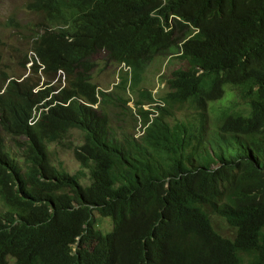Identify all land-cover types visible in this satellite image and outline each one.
I'll list each match as a JSON object with an SVG mask.
<instances>
[{
    "label": "trees",
    "instance_id": "16d2710c",
    "mask_svg": "<svg viewBox=\"0 0 264 264\" xmlns=\"http://www.w3.org/2000/svg\"><path fill=\"white\" fill-rule=\"evenodd\" d=\"M161 4L32 0L34 9L67 26L56 24L62 29L46 32L36 46L46 73L62 69L73 76L47 103L74 95L95 101L94 88L81 70L100 49L136 73L153 56L175 47L189 27L176 23L177 32L164 33L155 16L167 25L173 15L200 29L182 45V52L189 72L200 68L204 74L171 80L173 91L166 101H190L204 114V124L209 104L220 102L215 136L204 142L185 137L187 130L181 126L170 140L162 124L155 122L146 132L150 149L133 145L122 151L106 144L104 122L76 99L67 105L56 103L32 128L25 119L49 90L31 94L28 87L11 82L0 94V128L28 139L22 171L0 138V264H264V129H246L247 120L226 117L222 111L234 94L253 93L251 114L264 110V0ZM72 126L84 132V144L74 156L92 179L87 188L48 163L42 142ZM230 146L234 152L226 157ZM185 149H192L186 158ZM245 150L253 158L245 152V162L236 164ZM215 159L222 166L211 170ZM69 197L83 204L70 210L64 201ZM95 214L113 219L112 232L94 229ZM215 215L233 226L234 238H224L214 229ZM142 248L145 257L134 259Z\"/></svg>",
    "mask_w": 264,
    "mask_h": 264
},
{
    "label": "clouds",
    "instance_id": "9594fccd",
    "mask_svg": "<svg viewBox=\"0 0 264 264\" xmlns=\"http://www.w3.org/2000/svg\"><path fill=\"white\" fill-rule=\"evenodd\" d=\"M161 2H162L161 6L164 5V0H161ZM27 8L29 11L43 15V25H41L39 28H37V31H35V33L33 34L32 43H31V56L29 57L30 60L29 61L27 60L25 62V64L29 62L27 64V66H28L27 68L31 67L30 70L33 73H35L39 69L41 71V73L45 76L46 80L44 83H42V85L40 87H37L38 83H34L33 86H24L25 85L24 80L17 82L14 78L7 76L5 78L6 82L3 84V86L0 87V94L4 93L5 89L7 88V86L11 82H14L15 84H17L18 88L28 87L31 94H38L39 91H44L46 89L49 90L48 93H46L43 97H41L37 101H35V103L31 106L29 115H27V117L25 119V123L27 126L35 128L36 125L38 124V122L42 119V115L46 114L48 112V109L50 107L54 106L56 103L67 105L70 100L76 99L80 103L91 107L95 111L97 120H99V122H104L105 135L103 137L105 138L106 144L109 147H116L117 149H120L122 151H127L128 146H133V145H137V146H141V147H145L147 149H150V147L146 141V132L149 128H151L153 126V124L155 122L162 124V126L165 129L164 131L168 134L170 140L172 139V137L174 135L177 134L178 129L181 126H184L187 130V134L184 135L185 137L195 136L198 139L201 138L204 142V141H207L210 138H213L215 136V130H216V128L218 129L219 123H220L219 121L221 119V114H220V110H219L220 102H211L209 104L208 111H211V113H219V115L216 118H212L211 120H208L207 119V113L208 112H207L206 113V120L208 123L204 124L201 121L202 118H205L204 114L201 111L196 110L194 105L190 101H186L184 103H178V104H172V103H169L168 101H166L167 94H169L171 91H173V90H171V88H169V82L171 80H173V79L176 80L182 74H186V75H192L193 74L195 76V78H199L204 74V71L201 70L200 68H197L196 72H189L191 70V66H190L189 62H187V60L183 58V52H182V45L184 43L192 40L196 35H198V33L200 34L199 28L198 29L193 28V27L189 26L187 23H183L178 17H175L173 15L168 17L167 25H165V23L160 18V16L155 15L156 17H158L160 19L164 33L168 32V31L177 32L179 30V28L175 27L176 23L187 25L189 27L190 32L188 34H186V36H183L181 42L176 44L175 47L169 49L164 54H157V55L153 56L149 61L145 62L143 64V66L139 69L140 71L136 72V73H133L132 67L130 65H127L125 62H119L118 63V62H115V61L109 59L108 54L104 49L98 50L95 54H93L90 58H88V60H87L88 64L86 65V67H84L81 70V72L87 78V82L90 85H92L94 88L93 92H94V96H95V101L89 102L87 100H84L81 97H77L74 95L64 102H62V100L57 99V100H53L49 104V103H47V101H49L53 97V95L58 94L62 89L67 88L68 81H72L73 76L72 75L68 76L62 69H58L54 73H46L44 71L45 69H44L43 64L41 63V60L39 59L40 57L37 53L36 46H37L38 42H41L40 38L46 32H58L62 28H67V26H64V24L62 22L51 21L44 11H38V10L34 9L32 7V0H29V2L27 4ZM152 15H154V14H152ZM10 22L13 23V19H11ZM56 24L61 26L62 28H59ZM100 53L104 54L105 64L116 65L119 67L122 66V68L125 69V71L120 76L118 75L119 80L115 86L118 88H122L123 90H128V91L131 90L132 92L135 91L134 93H136V100L133 103V108L136 109L134 117L138 121V126L135 129V133L131 134L129 136H120L118 133L112 132L110 129L109 121H108V116L106 114L100 112L99 108L104 102L113 103V101H116V105H117L116 107L121 108V109L125 108L126 104L128 102V100L125 98L113 96L111 93L112 89L110 91L99 89L97 87V85L92 81L91 72H92L93 68L95 67V57L97 55H99ZM157 58H164V66H166L169 63V61L173 58H175L177 61H179V63L184 64L186 66V67H182V66L177 67L176 69L172 70L167 77H161V80L163 81L164 87H165V91L161 95L159 94V85H157V87L153 91H149L145 88H138V86L142 82V75H143L144 71ZM56 73H58V75L62 76L63 82H62V84L60 82L58 85L52 86V84H50V81L55 78ZM26 77H28V76L26 75ZM55 79H58V78L56 77ZM36 81L40 82L39 78H37ZM156 84H157V81L155 78L153 88L156 86ZM34 87H37V88H35V92L32 90V88H34ZM162 87H163V85H162ZM256 88H258V87L256 86L253 89H256ZM253 97H254V93L249 95V96H246V97H242V96H240V94H234V96L228 98L226 100V102H224L222 104V111L225 113L226 117L230 115V116L237 117V119H242L245 121L247 120L246 129L252 130L255 127L256 128L259 127V130H262V129H264V110L262 113H259V114H254V113L251 114V112H252L251 100ZM262 99L264 100V95H263ZM186 105L193 112V114L196 115V118L194 120H189V121H184V122L180 121L174 127L169 125V123L166 120L171 115V112H169V108L182 110V108ZM252 118H253V121H252ZM71 129H77L80 131V134H81L80 145L73 147L71 149L72 155L75 159L74 151L78 150V148L81 145L83 146V144H84V132L81 128H79L77 126L69 127L67 130L60 133V135L56 139H54V140L43 139L42 142H43V145L45 146V150L47 152L48 163L50 165H53L56 169L63 171L68 176H75L77 179V184L82 188H87L92 184V179H90V177H89L88 170L83 169L76 159H75V161L77 162L79 169H77L74 174H69L66 170H64L62 168L61 165H59L58 163L52 162L50 159V149L55 144H57ZM0 130H1V128H0ZM259 130H257V131H259ZM3 131L6 135L11 136L13 138L12 142L14 143V144H12V146L11 145L9 147L5 146L4 138L0 132V138H1V141L4 145V149L7 150L9 153H11V155L13 156L15 161L20 165L22 171H24L26 169V164L23 162L24 161L23 158H24V149L26 147V141H27L26 139H28L27 135L20 134V136H17V135L10 133L9 131H8V133H6L5 130H3ZM207 131L210 132V135L206 138L205 135H206ZM19 138H21V139H19ZM193 143L194 144L197 143V139L194 138ZM246 144H248V143H246ZM191 152H192V149H185L183 152L184 158H186L188 156V154H190ZM233 152H234V147L230 146L227 149V151L225 152V156L230 157V155L233 154ZM245 152H248V151L245 150L243 153L242 152L237 153V154H240V153H242V154L240 155V160L237 161L236 164H240V162H242V163L245 162V156H246ZM201 153H202V149L199 150V155H194L193 157H196V159H198L199 156L201 155ZM248 153H250V152H248ZM132 155L134 156V154H132ZM252 155L253 154H251V153L249 154V156H251V157H252ZM161 162L163 164H166L167 161L165 158H162ZM233 164H235V163H230L229 165L233 166ZM195 165L199 166V164H195ZM221 166H222V163L220 161H216V159H215L214 162L210 165V169L215 170V169L220 168ZM233 167H235V169L237 168L236 166H233ZM82 177H87V179H88L87 183L85 185H82L80 182V179ZM170 179H171L170 177L166 179L165 187H168ZM116 185L117 184H115V186ZM64 201L69 203V205L71 207L70 210H75L81 204H83L81 202H77L76 200H74L73 197H69V198L65 199ZM215 216H217V215H215ZM217 217H219V216H217ZM221 219H223V218L221 217ZM93 220H94V229H96L97 231L101 232L102 234H107V233L112 232V230L114 228V221L111 217H102L98 214H95L93 217ZM100 220H107L108 222H110L111 223V229L108 231H103L102 229H100L98 227L99 224L97 223V221H100ZM225 222L230 226V228H233V226H231L227 221H225ZM212 224H213V222H212ZM213 227L217 231L214 224H213ZM218 233L222 237L227 238L226 236L222 235L220 232H218ZM228 238H231V237H228ZM75 240L78 241L79 237H76ZM71 247H72V249H74L73 248L74 245H71ZM141 257H145V252H144L143 248H142V251H138L135 253L134 259L141 258ZM9 263H12V262H9Z\"/></svg>",
    "mask_w": 264,
    "mask_h": 264
},
{
    "label": "rangeland",
    "instance_id": "374dc122",
    "mask_svg": "<svg viewBox=\"0 0 264 264\" xmlns=\"http://www.w3.org/2000/svg\"><path fill=\"white\" fill-rule=\"evenodd\" d=\"M29 0H0V87L6 82L5 78L10 76L17 82L24 80V86H33L38 83L40 87L45 82V76L38 69L33 73L30 68H27L25 62L31 56L32 37L37 28L43 25V15L29 11L27 8ZM13 19V23L10 20ZM186 67L179 63L175 58L171 59L169 63L164 66V58H157L150 64L142 75V82L138 88H145L153 91L159 85V94L165 91L164 83L161 77H167L169 73L177 67ZM125 71L122 66L108 65L104 62V54L100 53L95 57V67L91 72L92 81L99 89L111 91L113 96L122 97L128 100L125 108H117L116 101L113 103L104 102L100 106V112L108 116L110 129L112 132L118 133L120 136H129L135 133L138 126V121L134 117L136 109L133 108V103L136 100V93L131 90H123L116 87L118 82V75L120 76ZM26 75L29 77H26ZM58 79H55V78ZM144 77V78H143ZM39 78L40 82H37ZM55 78L50 81L52 86L62 84V76L56 73ZM157 84L154 86V79ZM163 85V87H162ZM23 87V86H22ZM32 90L35 92V88ZM228 94V93H227ZM38 97V95H37ZM211 107V106H210ZM171 115L166 119L169 125L175 126L180 121L194 120L196 115L184 106L182 110L169 108ZM219 113H211L208 111L207 119L216 118ZM5 146L9 147L14 144L12 137L0 130ZM210 132L207 131L205 137L207 138ZM21 139V138H19ZM81 134L77 129H71L69 132L50 149V159L54 163H58L69 174H74L79 166L75 161L71 149L80 145ZM15 147V146H14ZM87 177H82L80 182L82 185L87 183ZM213 224L218 232L226 237L233 238L235 230L220 217L212 216ZM98 227L103 231L111 229V223L107 220L97 221Z\"/></svg>",
    "mask_w": 264,
    "mask_h": 264
}]
</instances>
